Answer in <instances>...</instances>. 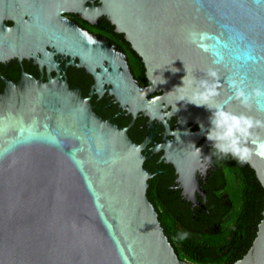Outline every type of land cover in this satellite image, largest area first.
I'll return each instance as SVG.
<instances>
[{
  "label": "water",
  "instance_id": "obj_1",
  "mask_svg": "<svg viewBox=\"0 0 264 264\" xmlns=\"http://www.w3.org/2000/svg\"><path fill=\"white\" fill-rule=\"evenodd\" d=\"M84 1L59 2L57 15L109 17L145 65V90L114 52L73 24L32 19L27 35L70 56L69 64L78 59L96 92L107 84L135 113L182 116L174 132L163 121L174 139L156 148L177 167L186 121H199L195 139L210 127L211 111L195 102L198 84L216 85L214 103L261 122L244 142V161L264 188V0H99L97 8ZM41 52L42 65H57ZM156 89L164 95L147 99ZM7 95L0 97V264H191L177 257L146 198L143 146L125 129L98 117L59 78H26ZM234 264H264V211L251 248Z\"/></svg>",
  "mask_w": 264,
  "mask_h": 264
},
{
  "label": "flooded vegetation",
  "instance_id": "obj_2",
  "mask_svg": "<svg viewBox=\"0 0 264 264\" xmlns=\"http://www.w3.org/2000/svg\"><path fill=\"white\" fill-rule=\"evenodd\" d=\"M62 1L0 0V97L3 101L8 100V95L7 98L5 96L6 88L19 85L26 78L43 82L59 78L69 88L79 89L81 95L89 99L91 109L98 117L125 129L133 143L143 146L142 167L151 175L147 180L146 198L157 213L163 232L177 257L188 258L189 255L198 254L215 263H232L245 248L243 236H235L240 226L235 216L244 213V206L254 187L250 182L248 163L231 155L220 157L212 142L206 139V134L193 138L192 135L201 129V125L198 120L191 119L186 121V133L179 146L182 151L179 167L166 161V150L157 151L156 148L173 141L174 136L166 133L163 121L174 132L181 125L182 116L173 115L158 120L142 112L135 113L122 106L110 94L107 84H104L101 93L96 92L93 76L84 67L77 65L78 59H74V64H69L70 56L57 53L49 44L38 47L34 35H27L26 24L32 19L48 22L50 26L56 24L58 19L73 24L114 52L120 63L126 65L133 83L145 90L150 85L145 65L109 17L96 15L88 20L80 13L68 10L58 16L57 5ZM83 5L97 8L101 3L99 0H85ZM41 49L53 54V62L57 63L55 67L39 62ZM163 95V90L156 89L147 95V99ZM170 109H162V113H168ZM262 194L264 197V192ZM211 239L223 240L221 252L217 255L214 252L216 247L208 243ZM211 252L213 256L204 254Z\"/></svg>",
  "mask_w": 264,
  "mask_h": 264
},
{
  "label": "clouds",
  "instance_id": "obj_3",
  "mask_svg": "<svg viewBox=\"0 0 264 264\" xmlns=\"http://www.w3.org/2000/svg\"><path fill=\"white\" fill-rule=\"evenodd\" d=\"M198 87L202 91L196 97L197 106H204L212 113L206 139L212 142L220 157L231 155L241 161L246 160L244 142L252 135L251 130L261 122L254 121L244 114L226 110L223 104L214 103L215 97L219 95L216 85L208 81H200ZM257 95L260 93L258 92ZM238 96L243 97L244 93L238 92Z\"/></svg>",
  "mask_w": 264,
  "mask_h": 264
},
{
  "label": "trees",
  "instance_id": "obj_4",
  "mask_svg": "<svg viewBox=\"0 0 264 264\" xmlns=\"http://www.w3.org/2000/svg\"><path fill=\"white\" fill-rule=\"evenodd\" d=\"M249 165V164H248ZM250 169H249V176H250V182L252 183V185H254V187H252L251 192L252 194L250 195L249 201L246 203V205L244 206V213H242L241 216L237 215L235 216V221L238 222L240 224L239 229H236L235 231V236L236 238L239 237V235H242L244 238L243 241V246H245V248L243 249V251L241 253H239L233 260L232 263L229 264H234L235 262H237L238 260L242 259L246 253L248 252V250L251 248L256 235H257V231L258 229H256V226L258 224V222H261L262 218H263V210H264V197H263V189L261 187V183L259 184V182L256 180L255 177V173L253 171V169L251 168V166L249 165ZM260 192V194H258ZM255 193V194H254ZM209 244L212 245L213 248H218L217 252H216V248L214 249L216 255L219 254L221 251L220 249L221 244L223 242L222 239H211L208 240ZM242 244H240L239 248L241 249ZM219 250V251H218ZM242 250V249H241ZM213 252H211L210 254L208 253H204L205 255L209 256H213L212 254ZM180 260H186L192 264H219L215 263L213 260H210L208 257H200V255H189L188 258L180 256L179 257Z\"/></svg>",
  "mask_w": 264,
  "mask_h": 264
}]
</instances>
